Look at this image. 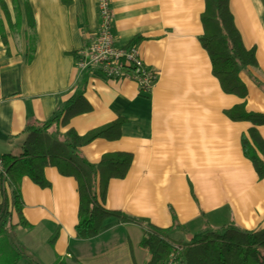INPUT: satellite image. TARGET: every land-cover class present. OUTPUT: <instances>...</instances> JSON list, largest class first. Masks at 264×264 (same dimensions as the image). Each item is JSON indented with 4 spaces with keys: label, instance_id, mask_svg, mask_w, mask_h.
<instances>
[{
    "label": "crops",
    "instance_id": "1",
    "mask_svg": "<svg viewBox=\"0 0 264 264\" xmlns=\"http://www.w3.org/2000/svg\"><path fill=\"white\" fill-rule=\"evenodd\" d=\"M108 1L115 45L134 44L157 73L147 93L127 79L76 71L75 55L98 26V0H0V155L20 151L26 123L47 120L70 94H82L91 109L71 119L76 132L122 122L118 137L95 138L79 154L93 164L107 152L132 156L125 175L107 181L104 207L176 239L228 223L263 227L264 176L241 147L252 124L226 111L242 103L264 114V0H228L243 45L255 50L256 64L238 72L243 96L222 90L200 43L205 0ZM255 127L264 140V125ZM43 176L44 187L21 179L28 226L13 229L40 264H145L143 224L108 216L94 237L76 238V180L54 166Z\"/></svg>",
    "mask_w": 264,
    "mask_h": 264
},
{
    "label": "trees",
    "instance_id": "2",
    "mask_svg": "<svg viewBox=\"0 0 264 264\" xmlns=\"http://www.w3.org/2000/svg\"><path fill=\"white\" fill-rule=\"evenodd\" d=\"M202 34L200 43L212 65V73L222 90L243 96L244 85L238 78L239 70L256 64L255 50L246 48L234 25L228 0H205L200 14ZM264 88V86H263ZM84 95L72 93L53 111L47 120L26 123L25 139L18 153L1 154L0 172V236L13 235L17 225L28 226L21 213L20 181L24 176L38 186L48 185L43 168L54 166L62 175L72 176L77 183L78 208L75 236L88 239L98 233L106 217L122 222L143 224V235L138 244L147 252L145 264H166L172 245L181 248L175 256L177 264H264V226L246 230L233 223L219 227H206L187 238L172 237L165 229L143 223L138 217L104 207L102 200L109 178H122L130 164L129 152L104 153L95 164L83 158L78 151L95 138H116L122 119L91 128L79 134L71 126V119L88 112L91 105ZM232 120H245L252 124L241 138L244 156L251 162L258 177L264 176V140L255 126L264 125V114L246 111L242 103L226 111ZM55 238L50 237L49 241ZM12 259L1 264H14L23 252L12 249ZM53 264H67L64 260Z\"/></svg>",
    "mask_w": 264,
    "mask_h": 264
},
{
    "label": "built area",
    "instance_id": "3",
    "mask_svg": "<svg viewBox=\"0 0 264 264\" xmlns=\"http://www.w3.org/2000/svg\"><path fill=\"white\" fill-rule=\"evenodd\" d=\"M98 26L93 38L75 55L76 71L91 70L105 78L127 79L135 83L140 93H147L157 77V73L145 65L137 47L115 45L112 30V10L108 0L97 2ZM2 162L0 158V172ZM181 247L172 245L166 264H177L176 253Z\"/></svg>",
    "mask_w": 264,
    "mask_h": 264
},
{
    "label": "rangeland",
    "instance_id": "4",
    "mask_svg": "<svg viewBox=\"0 0 264 264\" xmlns=\"http://www.w3.org/2000/svg\"><path fill=\"white\" fill-rule=\"evenodd\" d=\"M19 234H22V233H19ZM20 238L24 242L23 236H21ZM12 249H15V250L19 249L20 251L23 252V255L14 264H40L41 263L37 260L36 256L32 252L25 250L22 247V245L17 241L14 235H9L8 237H5V238L3 236H0V264L2 262L1 253H4V255H6L5 258H3L4 262H9L12 259V252H13ZM37 249L40 251L42 247L40 246ZM37 254H38V251H37Z\"/></svg>",
    "mask_w": 264,
    "mask_h": 264
},
{
    "label": "water",
    "instance_id": "5",
    "mask_svg": "<svg viewBox=\"0 0 264 264\" xmlns=\"http://www.w3.org/2000/svg\"><path fill=\"white\" fill-rule=\"evenodd\" d=\"M0 137H1V138H4V135H3V134H1V132H0Z\"/></svg>",
    "mask_w": 264,
    "mask_h": 264
}]
</instances>
